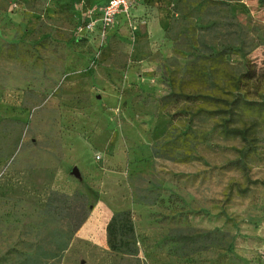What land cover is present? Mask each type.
Wrapping results in <instances>:
<instances>
[{
  "label": "rangeland",
  "instance_id": "1",
  "mask_svg": "<svg viewBox=\"0 0 264 264\" xmlns=\"http://www.w3.org/2000/svg\"><path fill=\"white\" fill-rule=\"evenodd\" d=\"M75 1L0 0V264L35 253L42 264H264V139L241 157L240 139L195 118L205 135L190 155L150 149L174 113L185 121L160 98L170 59L201 51L193 33L233 46V70L264 76V0H145L141 22L112 25L99 46L76 36ZM156 16L163 38L145 31ZM52 191L92 204L70 239L69 220L45 212ZM121 210L134 254L106 243Z\"/></svg>",
  "mask_w": 264,
  "mask_h": 264
},
{
  "label": "trees",
  "instance_id": "2",
  "mask_svg": "<svg viewBox=\"0 0 264 264\" xmlns=\"http://www.w3.org/2000/svg\"><path fill=\"white\" fill-rule=\"evenodd\" d=\"M209 2L224 4L223 1ZM192 38L195 44L202 47L201 51H191L190 61L185 64L178 62L175 57L170 59L173 69L166 72L168 91L160 98L162 109H178L185 121L174 113L173 124L161 139L150 147L151 153L154 157L170 159L190 155L205 135V131L194 127L195 118H209L214 120L213 129L220 136L240 139L248 146L247 152L241 154V157L245 156L252 151L254 145L264 139V76H259L252 68L239 73L233 70L227 59L230 54L236 53L233 46L221 44L215 48L212 38L197 36L195 33ZM195 44L190 46L194 47ZM239 163L240 158L232 164ZM250 182L260 183L258 180ZM246 191L247 189L243 190ZM70 199L72 203L69 202ZM45 206L46 213L64 216L69 220L71 225L67 239L84 223L87 212L92 208L86 197L79 193L69 197L56 191L49 194ZM105 234L107 246L111 251L129 254L136 252L130 210L113 214L105 226ZM66 244V241H61L58 250L63 251ZM208 246L204 244L199 249ZM55 250L57 249L47 252L55 254ZM47 252L42 250V256L48 254ZM38 255H25L22 264H42Z\"/></svg>",
  "mask_w": 264,
  "mask_h": 264
},
{
  "label": "built area",
  "instance_id": "3",
  "mask_svg": "<svg viewBox=\"0 0 264 264\" xmlns=\"http://www.w3.org/2000/svg\"><path fill=\"white\" fill-rule=\"evenodd\" d=\"M134 0H107L102 5H94L86 9L82 19L75 27L76 36L85 38L89 34H95L98 46L103 44L106 31L116 23L118 17H122L132 27H136L133 19Z\"/></svg>",
  "mask_w": 264,
  "mask_h": 264
},
{
  "label": "crops",
  "instance_id": "4",
  "mask_svg": "<svg viewBox=\"0 0 264 264\" xmlns=\"http://www.w3.org/2000/svg\"><path fill=\"white\" fill-rule=\"evenodd\" d=\"M107 0H97V1H83V0H77L74 3L75 7H79L80 10V18L82 19V14L85 12L86 9L90 8L91 6L94 5H102L103 3H105ZM146 5L145 0H134V7H133V19L137 22V21H142V15H143V11H144V7ZM78 14V12H77ZM124 20L122 17H118L116 20L117 24L118 22ZM165 22H162L160 19V16H156L151 20H147L146 22V29L145 31H147V36L150 38L153 37H164V28H165ZM142 28V24L139 25ZM96 34V33H95ZM95 34H89L87 35L85 38H81V40H85V41H95L96 40V35ZM139 64L142 67V60L139 61ZM149 75V74H146Z\"/></svg>",
  "mask_w": 264,
  "mask_h": 264
},
{
  "label": "water",
  "instance_id": "5",
  "mask_svg": "<svg viewBox=\"0 0 264 264\" xmlns=\"http://www.w3.org/2000/svg\"><path fill=\"white\" fill-rule=\"evenodd\" d=\"M70 174L78 180H82V175L76 166L71 168Z\"/></svg>",
  "mask_w": 264,
  "mask_h": 264
}]
</instances>
